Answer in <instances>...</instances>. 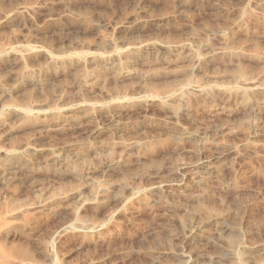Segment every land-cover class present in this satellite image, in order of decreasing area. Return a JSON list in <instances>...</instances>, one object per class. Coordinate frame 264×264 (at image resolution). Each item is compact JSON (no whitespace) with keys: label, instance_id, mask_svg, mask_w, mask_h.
Instances as JSON below:
<instances>
[{"label":"rangeland","instance_id":"374dc122","mask_svg":"<svg viewBox=\"0 0 264 264\" xmlns=\"http://www.w3.org/2000/svg\"><path fill=\"white\" fill-rule=\"evenodd\" d=\"M0 264H264V0H0Z\"/></svg>","mask_w":264,"mask_h":264},{"label":"bare ground","instance_id":"6f19581e","mask_svg":"<svg viewBox=\"0 0 264 264\" xmlns=\"http://www.w3.org/2000/svg\"><path fill=\"white\" fill-rule=\"evenodd\" d=\"M29 147V146H28ZM114 166V165H113ZM193 233V232H192Z\"/></svg>","mask_w":264,"mask_h":264}]
</instances>
